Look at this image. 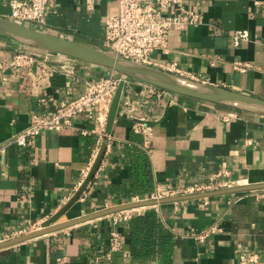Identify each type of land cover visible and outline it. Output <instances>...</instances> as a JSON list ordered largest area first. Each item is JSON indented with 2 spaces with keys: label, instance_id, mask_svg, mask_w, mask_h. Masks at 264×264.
<instances>
[{
  "label": "crops",
  "instance_id": "obj_1",
  "mask_svg": "<svg viewBox=\"0 0 264 264\" xmlns=\"http://www.w3.org/2000/svg\"><path fill=\"white\" fill-rule=\"evenodd\" d=\"M182 4L186 10L199 11L203 21L170 30L167 50L155 51L151 66L264 99V0H182ZM115 10L113 0H95L91 10L78 0H53L46 7V24L29 26L102 48L105 18ZM10 12L9 0H0V16L9 18ZM236 32L247 33L238 45L232 38ZM16 49L12 41L0 37V63L7 64ZM238 62L249 67L236 70ZM4 73L0 238L31 225L40 227L71 200L96 160L97 123L80 115L73 119L71 130L44 131L25 146L7 141L29 125L33 114L55 109L67 90L77 96L85 91L88 78L104 74L101 67L90 64L75 65L73 76L39 67L31 74L14 69ZM125 94L146 101L135 106L134 115L146 118L153 129L149 147L143 148L142 136L130 127L132 120L120 113L125 109L122 100L111 131L106 127L110 147L63 220L144 200L167 188L212 184L216 187L208 192H214L227 189L220 186L223 183H264V117L182 96L175 101L167 95L157 98L141 86L131 85ZM126 147L140 148L149 158L154 189L143 198L125 197L131 182ZM149 208L173 234L168 263L161 256L133 258L128 221L115 224L110 214L0 248V264H238L242 253H256L257 264H264V190L165 202L141 210ZM213 225L221 230L204 241L195 238ZM113 229L121 236L122 249L108 253Z\"/></svg>",
  "mask_w": 264,
  "mask_h": 264
},
{
  "label": "built area",
  "instance_id": "obj_2",
  "mask_svg": "<svg viewBox=\"0 0 264 264\" xmlns=\"http://www.w3.org/2000/svg\"><path fill=\"white\" fill-rule=\"evenodd\" d=\"M53 0H9L11 12L9 18L16 23L44 26L46 7ZM85 8H94L95 0H78ZM116 5L115 12L106 16L104 21L103 50L120 58L137 63L152 64L151 55L155 51H166L170 30L173 28L185 29L202 23L203 16L199 11L186 10L182 0H113ZM172 9L174 11L172 12ZM235 45L247 38L246 32H236L232 34ZM13 42V41H12ZM17 47L7 64L0 63V90L2 83L7 81L6 69L21 70L27 74L39 67L42 71L49 70L50 73H63L64 75H74V68L77 64L89 65L70 57L42 51L13 42ZM246 64L235 63L234 68L244 71ZM102 68V67H101ZM104 74L99 78H88L85 81L86 89L77 96H71L70 90L66 92V98L61 100L53 110H44L31 116L29 125L21 132L14 134L7 145L15 144L25 146L29 140L44 131L61 132L73 128V119L80 115L93 118L97 123L96 133L98 135V146L94 154L97 156L101 147L106 150L110 147V139L106 134L107 117L112 100L120 84L123 85V98L125 99L124 110L120 113L132 120L130 125L132 131L143 138V148L148 149L153 129L144 117L134 115L135 106L145 100L137 101L129 99L126 88L134 85L151 90L157 98L164 95L169 96L171 101H175L178 95L158 89L154 86L139 82L129 77L118 74L112 70L102 68ZM121 100V101H122ZM44 102V100H41ZM232 116H235L232 115ZM230 116H225L226 120ZM4 147L0 146V151ZM88 173H85V178ZM241 185L240 182L220 184L224 188H232ZM216 186L212 184H192L177 188H167L151 195L150 198L160 200L168 197L188 196L201 192L214 190ZM138 201V200H135ZM134 201V202H135ZM143 213L140 208H132L111 214L113 222L119 223L129 221L134 215ZM41 227V226H40ZM40 227H25L11 235L0 238V243L12 240L25 235ZM221 229L217 225L210 226L195 235L199 241H204ZM122 249V240L117 229L110 232L108 253ZM259 256L256 253H242L238 258V264H257Z\"/></svg>",
  "mask_w": 264,
  "mask_h": 264
},
{
  "label": "water",
  "instance_id": "obj_3",
  "mask_svg": "<svg viewBox=\"0 0 264 264\" xmlns=\"http://www.w3.org/2000/svg\"><path fill=\"white\" fill-rule=\"evenodd\" d=\"M0 37L27 47L59 54L86 64L106 68L131 79L154 86L158 89L174 93L178 96L209 102L264 117V99L262 98L239 93L224 87L206 84L150 65L126 60L112 55L101 48L63 38L43 30L33 28L29 25L19 24L7 17L0 16ZM123 95V85L120 84L112 100L108 113L106 123L107 132L111 131ZM104 153L105 148L102 147L86 179L71 200L63 206V208L47 219L39 229L29 232L21 237L2 242L0 243V248L127 209L145 206L149 207L165 202L202 198L212 195L264 190L263 183L235 186L219 191L205 192L188 196L168 197L160 200L151 199L149 196L144 200L120 204L118 206L71 220H63L62 217L79 200L87 185L94 178L102 162Z\"/></svg>",
  "mask_w": 264,
  "mask_h": 264
},
{
  "label": "trees",
  "instance_id": "obj_4",
  "mask_svg": "<svg viewBox=\"0 0 264 264\" xmlns=\"http://www.w3.org/2000/svg\"><path fill=\"white\" fill-rule=\"evenodd\" d=\"M125 158L131 168V182L125 197L141 198L154 189L152 170L147 154L140 148L126 147ZM130 255L138 260L161 256L168 263L173 253V234L166 229L154 208H149L128 221Z\"/></svg>",
  "mask_w": 264,
  "mask_h": 264
},
{
  "label": "bare ground",
  "instance_id": "obj_5",
  "mask_svg": "<svg viewBox=\"0 0 264 264\" xmlns=\"http://www.w3.org/2000/svg\"><path fill=\"white\" fill-rule=\"evenodd\" d=\"M142 208H143V207H141V209H142ZM141 209H140V210H141Z\"/></svg>",
  "mask_w": 264,
  "mask_h": 264
},
{
  "label": "rangeland",
  "instance_id": "obj_6",
  "mask_svg": "<svg viewBox=\"0 0 264 264\" xmlns=\"http://www.w3.org/2000/svg\"><path fill=\"white\" fill-rule=\"evenodd\" d=\"M243 112V111H242Z\"/></svg>",
  "mask_w": 264,
  "mask_h": 264
}]
</instances>
